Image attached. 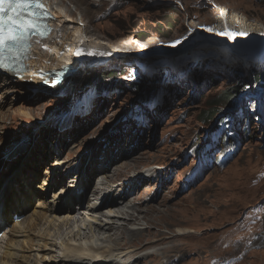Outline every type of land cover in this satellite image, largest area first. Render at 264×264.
Masks as SVG:
<instances>
[{
  "label": "rangeland",
  "instance_id": "obj_1",
  "mask_svg": "<svg viewBox=\"0 0 264 264\" xmlns=\"http://www.w3.org/2000/svg\"><path fill=\"white\" fill-rule=\"evenodd\" d=\"M66 3L65 5L69 6L73 13L79 10L84 14L81 25L88 28L91 33L89 36L101 39L107 46L112 45L115 39L119 40L121 32L126 35L135 33L139 37V33L144 30L147 36H150L157 32L153 29V25H160L159 34L165 35L162 37L164 38L162 48L179 50V52L172 53L163 61L156 60L149 63L148 69L151 71L164 67L163 70L167 72L172 70L178 61H184L186 64L191 59L198 60L194 57L201 49L199 57H205L204 51L209 50V65L215 66L204 68L200 77L195 80L189 79L191 83L180 77L176 79L178 82L179 79L181 80L178 84L173 79L168 80L169 85L175 89V92L168 96L161 91L156 95L157 85L154 87L155 93L148 96L147 87L150 85V78L144 80L145 84L140 92L135 91L129 84L130 81L140 78L138 72L140 61L135 58L130 61H127L126 57L125 60H116L111 68L99 67L84 72L81 69V71L61 74L58 79L57 76L54 77L51 86H47L48 80L42 85L30 88L26 87L18 76L5 77L0 74V186L12 175L11 170H20L25 160L30 163L29 157L31 160L36 158L40 162L34 160L37 174L34 178V188L37 190L40 188L38 192L43 191L45 199L43 195L37 196V193H34L32 197L35 199L34 203L43 197L44 202L50 201L51 205L61 209L56 213L60 215L65 212L62 209L66 200H63L66 198L65 192L60 191L62 189L60 185L58 188H54L53 184L44 186L45 181L49 182L48 171L52 172L60 167L54 162L55 159L65 160V168L62 170L69 177L64 181L65 190L75 189V183H72L75 179L71 176L77 174L78 180L83 172L97 169L96 173H90L91 182L84 196L83 205L95 199L92 186L101 178L100 174L106 172H99V166L104 160L105 163L102 164L108 165L109 172L106 175H110V178L117 172L121 179L130 176L133 172L141 173L143 169H153L152 173L155 175L157 172H164V178L167 180L164 185H176L172 193L163 196L164 187L160 189L159 197L152 199L155 186H152V193L149 194V187L145 186L137 191L135 197L132 193L126 200L134 206L159 207L157 213L151 212L150 221L147 220L146 215L139 217V221L143 224H150L145 227L150 228L148 236L129 233L121 235L114 241L111 238L113 247L120 245L125 247L124 243L129 241L136 246L160 241L144 251L150 253L147 256L151 258L150 264H164L160 260L179 249L187 251L188 254L173 256L177 260L173 261L172 257L173 264H209V261H216L219 258H223V261L229 259L224 264H264V108L261 106L250 108V118H253L254 122L250 123L251 128L242 139H234L233 150L237 153L232 150V153H225L222 156L223 150L227 149L224 141H221L224 149L213 150L212 145L201 148L200 165L201 168L207 166L203 171L198 163L199 155L197 157L193 153L189 154L190 149L213 140L214 137L208 138L207 129L217 124L216 120L219 116L231 114L235 108L233 103L236 97L230 101L219 98V95H223L230 86L236 84L231 74H238L236 70L226 74L225 70L217 69L223 55L228 57L234 55L235 60L245 66L253 67L259 63L264 65V0H184V3L179 0H76L71 5L67 0ZM211 4L215 5L216 9ZM220 4L229 13H235L249 23L258 24L263 40L254 38L257 42L249 40L235 46L232 41L221 40L214 35V32L207 31V33L205 29L211 27L216 17H220L219 12L222 11L218 8ZM217 9L218 13H216ZM77 15L80 17L82 14ZM166 17L167 19H164ZM189 18L198 21L200 32H205L202 36L203 44L199 43L200 40H196L200 32L193 31L191 30L193 28L187 26L186 21ZM230 22L231 29L238 32L241 25H236L232 20ZM176 40H180L181 43L175 47L171 46ZM180 55L183 57L178 59ZM194 67H198V62ZM202 67L201 64L200 68ZM113 70L116 72L124 70L130 81L123 83L114 76H108L107 74ZM112 80L115 81L114 84L110 83ZM71 81L73 86L69 88ZM28 82L30 84L34 81L28 78ZM189 85H191L190 89L196 88L193 93H190ZM21 86L24 88L22 89ZM38 86L47 87L36 94L34 88ZM76 86L74 90L73 87ZM93 88H102L105 92L91 96L94 94ZM75 91L76 94L78 91L76 102H79L81 108L79 119L82 121L76 122V130L61 134L62 126L58 117L60 112L56 109L61 105H69ZM138 95L144 96L136 99ZM155 95L157 99L154 109L149 110V105L145 106L144 102L154 98ZM163 96L166 98L165 101ZM215 101L220 102L218 114L210 116L208 123L200 121L202 117L199 116L204 110H210L211 103ZM25 111L30 114L29 117L23 114ZM52 115H54L52 120L49 119L48 122L47 118ZM120 120L130 121L131 124L125 123L116 127V136L111 137L112 149L104 159H98L95 163L91 158L93 141H96L99 134L106 135L112 132ZM218 126L217 129V126H214L212 132L216 129L214 135L219 137L222 130L231 129L227 119H222ZM193 142H196L197 146H192ZM17 150L20 151V157L10 163L11 159L16 158ZM103 150L101 149V152ZM51 151L54 154H51ZM81 153H84V156H78ZM115 156L117 158L110 166L108 161ZM45 158L47 162H43ZM123 162L128 166L123 164L124 168H117ZM159 166L163 168L158 169ZM41 185L46 190H42ZM118 189L119 186L112 191L115 197L122 193V189ZM140 193L143 195L141 199ZM32 209L33 206H25L23 214H18L21 217L18 222L22 221L24 214L30 213ZM79 216V214L75 215V218ZM178 229L190 230L192 233L185 236L173 234ZM51 231L52 234L57 233L55 229ZM160 235L167 237L156 239ZM53 249L57 250L56 246ZM42 252L40 251L39 256H42ZM141 254L142 252L137 256ZM16 264L20 263L16 261Z\"/></svg>",
  "mask_w": 264,
  "mask_h": 264
},
{
  "label": "bare ground",
  "instance_id": "obj_2",
  "mask_svg": "<svg viewBox=\"0 0 264 264\" xmlns=\"http://www.w3.org/2000/svg\"><path fill=\"white\" fill-rule=\"evenodd\" d=\"M66 1L67 0H42L47 11L51 14V18H48L49 20H47L46 23H49L47 24L48 27L49 25L52 26V30L49 28L51 31L50 34L46 37H43L45 39H39V42H37V37L33 38L30 52L22 59L23 68L18 71L17 74L19 79L25 83L24 85L26 87L31 88L32 86L42 85L48 80L49 83H47V86H51L54 77L57 76L58 79L61 74H65L67 72L72 73L76 70L81 71V69H83L82 71L84 72L88 70H95V68L99 67L111 68L114 62L118 60L115 58L116 52L123 53L127 61L133 59L130 54H127V52L121 49L130 47V50H139L136 45V42L139 40L147 42L148 45L161 43L163 42L162 40H164V38L156 36L155 33H152V36H148L147 39H141L138 38L135 33L132 35H126V33L121 32L119 35L121 36L119 40L115 39L114 42H112V45L107 46L101 39L89 36L91 33L89 32L88 28L81 25V22L84 21V14L79 10L76 13L79 15L82 14L80 17L76 13H73L69 9L70 7L65 5ZM69 1V5L76 2V0ZM179 1L184 3V0ZM223 8L224 7H219V9L224 12L225 10H223ZM218 11L219 10L217 9L216 13H218ZM188 20L186 21L188 24L187 26H190V29L193 28L191 29L193 31L196 30V32H200L201 28L199 27L198 21H194V18H189ZM231 20L236 25H241V28H239L240 30L237 33L242 32L247 33V35L236 36L234 40H230L226 36L216 35L215 32L214 35L219 37L221 40H226L229 42L232 41L235 46L249 40L257 42V40H254V38L263 40L261 38L262 32H260V27L258 24L249 23L246 20L238 17V15L235 13H229V15L224 20L220 17H216V20L212 21L211 27L223 30L224 25L227 24L229 30L234 32V30L231 29ZM204 33L200 32V36H198L196 39L200 40V44H203L202 36ZM43 45H47V50L45 47H43ZM89 45H91V48H89ZM77 49L81 50V53L84 54L83 59L78 58L81 55L75 58L74 53ZM157 49L159 50V48ZM143 50L145 54H150L151 58L158 56L157 50H155L153 46L149 49L145 48ZM95 51H97V53L94 55H89V53H93ZM111 54H113V56ZM9 72L10 71L6 68H0V74L5 77L12 75L11 72ZM28 78L32 79L34 82H30L29 84ZM72 82L73 81H71V86L69 88L73 86ZM111 84H114V82ZM23 88L24 87H22V89ZM45 88L38 86V88H34V92L38 94ZM25 90H27V88H25ZM165 99L166 98L163 96V101H165ZM77 113H79V111H77ZM23 114L27 117L30 115L26 111ZM53 116L54 115H52L50 118H47V121L49 122V119L52 120ZM62 117L63 115L59 118ZM77 121L82 120L79 119ZM63 122L64 121L60 122L61 126L65 127L62 128L61 134L76 130L75 126L77 125L76 123L73 124V121L72 127H66L63 125ZM125 123L131 124L130 121L120 120L112 132L106 135L99 134L96 141H93L94 145L91 147V158L95 160V163H97L98 159L102 160L107 154H109L108 152H110L112 149L110 148L112 145L111 137L116 136V127H119L120 124ZM125 142L123 145H125ZM101 149H104L103 152H101ZM50 153L54 154L52 151ZM19 155L20 151L17 150L15 155L16 158L11 159L10 163L18 159L20 157ZM31 155L33 156V154ZM80 155L84 156V153H81L78 156ZM100 156L102 158H100ZM116 158L117 157L115 156L114 158H111L110 161H108L110 166L114 163L113 161H115L114 159ZM29 160L30 163L28 160L24 161L25 163L20 168V170H11L12 175L9 178L7 177L5 183L0 186V225L3 222L7 225V229H9L5 239L0 242V264H16V261H18L20 264H40V262H42V264L151 263V258L147 257L150 255V253L144 251L152 248L153 245L158 244L160 241H152L143 246H136L132 244L133 242H131V245L129 241L124 243L125 247H123L124 245L113 247L111 244L112 242L110 241L111 238L112 241H114V239L119 238L121 235L124 236L129 233L137 234V236L141 234H143V236H148L150 224H143L139 221V217L146 215L147 220L150 221L151 212L157 213V208L159 207L150 205L147 206L148 208H144L141 205L134 206L128 203L126 200L130 198V193L134 192L133 194L135 197L140 188L143 189L145 186L149 187L148 194L151 192L152 186H155V189H153L154 195L151 197L152 199L159 197L160 189L164 187L165 190L163 196L168 193H172L176 185H164V183L167 182V180L164 178V172H157L155 175V173H152L153 169H143L141 173L134 174L133 172V174L130 176L122 177L121 179H119V173L117 172L110 178V175H106L109 172L108 165L104 166V164H102L105 163L104 160L99 166V172H106L103 175L100 174L101 178H99L98 182L92 186L94 189L92 193L98 195L95 197L94 201L84 205V208L81 207L83 205L82 198L88 189L87 186L89 181L91 182L90 173L97 172V169L95 168L80 176L79 183L75 184V190H60L64 191L65 194L69 193L70 195L67 198H63V200L66 199L64 201L65 205L62 208L65 212L57 215L56 213H59L61 209L51 205L50 201L44 202L43 197L45 199V196L43 195V191L38 192L40 188L38 187V190L34 188V178L36 175V169L34 166L36 163H34V160L37 163L40 161L36 158L31 160V157H29ZM55 161L57 160L55 159ZM123 164L128 166L125 162H123L122 164H119L117 168H124L122 166ZM57 165L60 167L52 172H49L50 180L48 183L45 181V187L47 184H50L51 186L53 184V186L56 187L58 183H63L66 180L65 176L60 177L59 173V171L62 172V169L65 168V162L57 161ZM111 168L112 167H110V169ZM117 168L115 171H117ZM162 168L163 166L158 167V169ZM168 169H170V167ZM86 176L89 180L86 179ZM73 177L75 178V176H72V178ZM58 179L59 182L57 181ZM124 180L126 181L125 184L122 183ZM146 180L149 182L147 183ZM139 182L140 184H138ZM42 185V190H46V188ZM117 186H119V189H122V193L119 194L118 197H115L112 195V191H114ZM80 189L83 190V193L78 194ZM76 190L78 192H76ZM34 193H37V196L43 195V197H40V199L36 200V203H34L35 199L32 198L34 197ZM54 195H56V193ZM37 196H35V198ZM139 196L141 199V196H143L142 193H140ZM99 197L100 202L98 204L97 200ZM197 197L199 196H196V198ZM27 205L33 206L32 211L30 213L24 214L25 217L22 218V221L13 222V215L18 213L23 214V209ZM78 214L80 216L76 219L75 215ZM10 220L11 224H9ZM147 225L149 226L145 228ZM64 228L65 230H63ZM1 229L2 228L0 227V230ZM52 229L57 230V233L54 234L55 232L53 230V235L51 233ZM6 232L7 231L3 232L4 235ZM190 233H192L190 230L178 229V231L173 234L185 236ZM166 237L167 236L160 235L156 239L160 240ZM1 244H3L2 247ZM55 246L57 250L53 249ZM120 248H123L124 250L122 251ZM40 251H43L42 256H39ZM141 252L142 254L137 256L138 253ZM177 254H188V252H184L183 250L179 249L170 253L167 258H162L160 262L164 264H173L171 259ZM228 260L229 259L223 261V258H219L216 259V261H209V264H224ZM173 261H177L176 258L173 257Z\"/></svg>",
  "mask_w": 264,
  "mask_h": 264
},
{
  "label": "snow or ice",
  "instance_id": "obj_3",
  "mask_svg": "<svg viewBox=\"0 0 264 264\" xmlns=\"http://www.w3.org/2000/svg\"><path fill=\"white\" fill-rule=\"evenodd\" d=\"M49 15L42 0H0V68H11L22 61L30 52L33 37H37L39 42V38L48 35L50 29L44 18ZM205 30L230 40L247 35L232 32L227 24L223 30L214 27ZM179 43L180 40L173 41L171 46L175 47ZM43 47L47 50V45ZM74 54L81 55V50L77 49Z\"/></svg>",
  "mask_w": 264,
  "mask_h": 264
},
{
  "label": "trees",
  "instance_id": "obj_4",
  "mask_svg": "<svg viewBox=\"0 0 264 264\" xmlns=\"http://www.w3.org/2000/svg\"><path fill=\"white\" fill-rule=\"evenodd\" d=\"M164 19H167L164 18ZM153 29H156L157 32L155 33L156 36H161V37H165V35L163 33H160L159 34V29H161L160 25L156 26L153 25ZM152 36V35H150ZM147 32H145L144 30L141 31L139 33V37L138 38H141V39H147ZM221 56V55H219ZM234 55H231L230 57L226 56L225 54L223 55V58L221 59V62L220 64L218 65L217 69L218 68H221L223 70L226 71V74H230V72L232 73L233 70H236V73H238L237 75L236 74H231L233 76V79L234 81H236V84L230 86V88L225 92L223 93V95H219L220 99L224 100V101H230L232 98H237V96L239 95L241 89H245L244 86H247L249 88V90L252 88V78L256 81V83H263L264 79H263V72L261 73L259 70L260 67L259 66H253V67H250V65L248 66H245V64H242V62L238 61V60H235L236 58L233 57ZM215 57V56H213ZM226 57V58H225ZM205 64H207V62H205ZM212 66H215V65H211L209 68H211ZM187 68L189 69V66H187ZM215 68V67H214ZM204 68H200V67H197V68H194L192 70V72L189 74V79H196L197 77H200L202 75V71H203ZM264 69V68H263ZM183 73H185V70L182 71ZM165 71L161 68H158L157 70V73L153 72V73H149V76L152 77V80L153 82H150V85H148L147 89V94L149 95L152 91H154V84H155V80H156V74L158 75L159 78H162L164 75H165ZM244 73V74H242ZM242 74V76L240 75ZM108 76L112 77V76H116L118 75V72H116V70L114 71H110V74H107ZM177 75L176 73H172L171 74V79H176ZM208 79V78H207ZM252 80V81H254ZM121 82V81H120ZM210 82V80L208 81ZM144 80L142 78H140L138 81L134 82L133 84V88L135 89L136 92H140L141 88L144 87ZM98 90V89H97ZM239 91V92H238ZM99 92V90H98ZM165 92L170 94L173 92H175V89L173 87H167V89H165ZM238 99H239V96H238ZM210 104V102H209ZM212 105H210L211 107L209 108L210 110H204L202 115L199 116L202 117L200 119V121L204 122V123H208L209 120L211 119L210 116H215L216 114H218L220 108V102H212L211 103ZM236 106L239 108V112L237 114V119L239 117H241L242 115H245V121H246V128H243L242 129V133L244 135L247 134L248 132V129L251 128V125L250 123L251 122H254L253 121V118L251 119L250 118V115L247 113L246 111V108L248 106L244 105L242 100H239L238 103H236ZM216 107V108H215ZM224 117H221L218 121H217V124L220 123V121L223 119ZM230 119L231 117L228 118L229 120V124H230ZM236 119V121H237ZM236 121H235V126H236ZM228 144L230 143V139L227 141Z\"/></svg>",
  "mask_w": 264,
  "mask_h": 264
},
{
  "label": "water",
  "instance_id": "obj_5",
  "mask_svg": "<svg viewBox=\"0 0 264 264\" xmlns=\"http://www.w3.org/2000/svg\"><path fill=\"white\" fill-rule=\"evenodd\" d=\"M172 51H177V50H174V49H173Z\"/></svg>",
  "mask_w": 264,
  "mask_h": 264
}]
</instances>
